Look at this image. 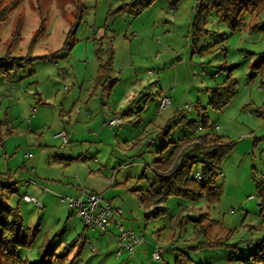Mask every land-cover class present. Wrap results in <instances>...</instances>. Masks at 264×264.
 Masks as SVG:
<instances>
[{
    "label": "rangeland",
    "instance_id": "374dc122",
    "mask_svg": "<svg viewBox=\"0 0 264 264\" xmlns=\"http://www.w3.org/2000/svg\"><path fill=\"white\" fill-rule=\"evenodd\" d=\"M136 1L0 0V10L14 2L0 22V58L10 49L13 58L31 60L0 83V195L36 234L33 248L19 254L44 261L48 246L67 256L66 264L151 262L144 250L133 254L139 259L125 252L120 260L116 247L96 251L95 237L103 233L61 202L69 195L50 187L80 180L111 191L105 196L137 221L144 243L164 249L161 264H177L178 254L192 264H257L264 251V12L237 32L212 15L196 44L193 20L202 0L175 7L155 0L140 13L132 10ZM229 77L235 95L218 110L210 104L212 90ZM165 97L171 104L161 110ZM204 114L233 145L221 163L220 199L172 195L163 204L169 214L147 222L139 191L154 181L163 148L169 156L192 132L191 120L198 122L196 135L207 132L198 126ZM115 116L121 126L108 124ZM6 139L17 143L5 148ZM31 185L47 196L37 198L40 206L24 200ZM204 215L207 232L199 235ZM206 236L223 245L198 248Z\"/></svg>",
    "mask_w": 264,
    "mask_h": 264
},
{
    "label": "trees",
    "instance_id": "16d2710c",
    "mask_svg": "<svg viewBox=\"0 0 264 264\" xmlns=\"http://www.w3.org/2000/svg\"><path fill=\"white\" fill-rule=\"evenodd\" d=\"M155 0H137L132 3V10L140 13ZM180 0H169L175 7ZM14 2L8 3L0 10V22L4 20ZM264 12V0H202L198 5L193 20V32L197 44L203 34L208 32L207 25L212 15H216L220 22L229 25L232 31L244 29L248 19L259 17ZM14 59L12 64L9 60ZM260 68L264 69V55ZM30 59L13 58L9 49L8 54L0 58V83L7 76L9 81L11 71L17 72L22 64H27ZM263 63V64H262ZM105 70V66H101ZM235 84L231 77L226 82L212 90L210 104L218 110L226 108L235 95ZM200 126L207 132L196 135L197 123L190 121L191 133L175 145L169 156L164 157L165 146L161 156L154 163L156 167L155 179L145 191H139L138 200L146 210V220L149 222L169 214V209L163 204L172 195H181L191 200L207 199L216 202L222 195V185H219L221 163L225 155L232 150L233 145H228L216 129L209 124L207 116L199 120ZM62 160H70L63 158ZM201 175L196 178L194 169ZM137 192V190H135ZM207 215L199 220L200 229L197 234H206ZM199 228V226H198ZM25 235V236H24ZM36 234L30 229L25 230L19 207H13L8 202V197L0 195V252L5 264H66L67 256H56L54 250L43 246L44 261L32 262L19 254L20 249H31L34 246ZM223 245V239L205 238L199 242L198 248L218 247ZM177 264H192L187 256L178 254ZM257 264H264V251L262 258H254ZM71 264H74L71 262Z\"/></svg>",
    "mask_w": 264,
    "mask_h": 264
},
{
    "label": "built area",
    "instance_id": "2783aa9c",
    "mask_svg": "<svg viewBox=\"0 0 264 264\" xmlns=\"http://www.w3.org/2000/svg\"><path fill=\"white\" fill-rule=\"evenodd\" d=\"M170 104L171 99L165 97L162 99L160 109H166ZM108 124L112 127L121 126L123 120L119 116H115L108 120ZM56 136L62 137L64 144L69 143V137L65 132L57 133ZM196 178L201 179V175L197 173ZM108 183L113 186L114 179H108ZM24 200L34 203L37 206L41 204L36 197L30 195H24ZM61 202L75 209L76 215L87 226L98 227L103 231L109 230L112 224L118 222V216L122 213V210L116 207L104 194L88 191L85 188L81 189L80 193L76 196L62 197ZM143 241L144 238L137 236L133 231L127 230L120 225V234L118 236L120 250L118 251V256H121L123 250L134 253L136 246ZM163 251L164 249L162 247H156L153 253V259L155 261H161Z\"/></svg>",
    "mask_w": 264,
    "mask_h": 264
},
{
    "label": "crops",
    "instance_id": "0c3cea01",
    "mask_svg": "<svg viewBox=\"0 0 264 264\" xmlns=\"http://www.w3.org/2000/svg\"><path fill=\"white\" fill-rule=\"evenodd\" d=\"M111 118H113V117H111ZM35 120H37V119H35ZM32 123H33V120L31 121V124ZM41 124H42V121L38 120L37 121V127H40ZM13 136H14V134L13 135L11 134V135H9V138H12ZM58 138H61V137H58ZM70 141L71 140L69 138V142ZM12 142L13 143H17L16 141H10V140L6 139L4 141V147L7 148V147L13 145ZM63 158H67V157H57L56 160L58 162H61V163H67L66 160H62ZM68 159H73V158H68ZM38 163H39L38 158L37 157H33L32 161H31V165L32 166H36V165H38ZM61 177H62V179H64L65 176L62 175ZM78 181L79 182H78L77 186L68 184V185H66L64 187L63 184H56V185L53 184V185H50V187L53 186V189L55 191H57V193H59V194L63 193V194L69 195L71 197L78 195L80 193L81 189H83V188L87 189L88 191H93V192L101 193V194H104V195H106L105 193H107V195H108L111 192L110 190L108 191L105 188L95 187L94 185L90 184V182H88V181H86V182H87L88 186H90L91 188L85 186V184L83 182H81L80 180H78ZM30 183L31 182H28V184H30ZM73 186H74V188H73ZM29 191H32V194L27 192L24 195H30V196H34L36 198L42 197L43 201H45L46 198H47V196L43 194L42 188L37 186V185H33V186L31 185ZM109 199L113 202V204L116 207H118V208H120L122 210V213L118 216V222L112 224V226L109 228V230L103 231V230L100 229V231L103 233V235L100 236V239L98 237H95V240H97V242H99V244H100V248L96 249V251H102L103 247H105L106 249H108L107 251L111 252L116 247L117 248L115 250L116 259L120 260L121 257H123L124 253L127 252L126 250H123L121 256H118V251H119V249H118L119 248L118 236L120 234V225H122L127 230L133 231L137 236H139V237H141V236L139 235V232L136 230L137 229V227H136L137 221L133 217H131L130 214H127L122 209L121 205H119L115 201H113V198L110 197ZM96 228H98V227H96ZM158 245L159 244L150 243V242L144 243V241H143L138 246H136L138 248H135L134 253L127 252V256L132 255V256H135L134 258H137L138 256L137 255H133V254H135L136 252H139L141 250H144L145 255H149L150 256L151 262L149 264H161V263H163L162 255H161V261H155L153 259V253L155 251V248L158 247ZM163 253H164V251H163ZM127 258H126L127 260L131 259L129 257H127ZM138 259H139V257H138Z\"/></svg>",
    "mask_w": 264,
    "mask_h": 264
}]
</instances>
